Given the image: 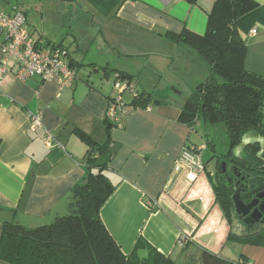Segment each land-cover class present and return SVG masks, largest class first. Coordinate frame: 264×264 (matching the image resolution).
<instances>
[{
    "label": "crops",
    "instance_id": "obj_1",
    "mask_svg": "<svg viewBox=\"0 0 264 264\" xmlns=\"http://www.w3.org/2000/svg\"><path fill=\"white\" fill-rule=\"evenodd\" d=\"M255 1L257 8L237 27L249 48L247 67L264 76V0ZM215 2L0 0V12L25 14L34 38L69 48L78 68L69 88L39 76L21 81L13 73L0 87V241L6 221L38 227L68 213L71 191L87 173L89 146L74 132L80 128L96 142L112 144L109 175L117 187L101 218L124 254L142 238L179 264H201L203 250L264 264V245L229 239L231 232L241 233L217 200L213 159L208 165L202 159L209 141L202 138L206 147L196 154L202 166L197 182L191 185L186 169L177 166L184 148L197 145L192 127L181 121V106L207 79L210 66L191 44L168 33L204 35ZM3 41L0 31V59ZM117 74L159 102L108 128L110 99L120 94ZM123 98L130 103L132 95L125 91ZM31 113L41 114V126H32ZM256 139L264 151V137ZM136 253L145 257L148 248ZM0 264L11 263L0 258Z\"/></svg>",
    "mask_w": 264,
    "mask_h": 264
},
{
    "label": "trees",
    "instance_id": "obj_2",
    "mask_svg": "<svg viewBox=\"0 0 264 264\" xmlns=\"http://www.w3.org/2000/svg\"><path fill=\"white\" fill-rule=\"evenodd\" d=\"M189 1L196 3L197 0ZM257 6L255 0H216L208 14L204 35L185 30L180 35L168 33V36L184 39L210 66L207 79L190 93L181 106V121L190 127L200 120L206 125L224 124L228 150L224 154L217 153L215 142L210 140V158L225 155L264 177V151L260 142H250L241 151V157L234 154L247 134L256 133L264 137V76L247 67L249 48L237 27L238 20ZM70 57L69 53L70 65L78 73ZM124 77L129 79V76ZM127 81L134 84L137 91L130 102L134 110L159 102L151 94L141 92L133 81ZM106 122L110 128L114 121L106 116ZM119 123L115 122V125ZM74 132L89 146V150L85 159L87 173L71 191L68 213L38 227L4 222L0 258L11 264H179L142 238L138 239L131 254H124L101 218V208L117 187L109 175L114 155L112 144L109 140L96 142L80 128H75ZM212 184L218 202L232 222L235 212L229 186L218 177L212 180ZM229 239L264 245V226L246 228L242 234L231 232ZM142 245L148 248L145 257L136 253V248ZM248 263L245 258L227 259L208 250H203L201 257V264Z\"/></svg>",
    "mask_w": 264,
    "mask_h": 264
},
{
    "label": "built area",
    "instance_id": "obj_3",
    "mask_svg": "<svg viewBox=\"0 0 264 264\" xmlns=\"http://www.w3.org/2000/svg\"><path fill=\"white\" fill-rule=\"evenodd\" d=\"M0 31L4 34L3 56L0 59V87L11 73L21 81L35 76L41 77L45 82L56 80L59 89L73 86L77 70L70 65L68 48L64 45L49 43L43 38H34L27 27V18L22 11L16 9L13 15L0 12ZM255 32L256 29L253 30V33ZM115 79L114 88L120 91V94L115 97V100L109 102L106 116L114 122H120L123 115L134 111L130 103L125 102L123 93L128 91L134 98L137 91L135 85L123 79L120 74H117ZM30 115L34 128L42 125L40 113ZM47 142H52L50 134ZM205 147V144L185 147L178 158L177 166L186 169L187 180L190 183L198 180L202 166L200 162H197L196 154Z\"/></svg>",
    "mask_w": 264,
    "mask_h": 264
},
{
    "label": "flooded vegetation",
    "instance_id": "obj_4",
    "mask_svg": "<svg viewBox=\"0 0 264 264\" xmlns=\"http://www.w3.org/2000/svg\"><path fill=\"white\" fill-rule=\"evenodd\" d=\"M237 157H241V151L236 152ZM214 164V176L218 177L227 184L231 190V198L236 193L237 190L241 191L242 198L245 202L249 203L252 201L256 194L252 191L259 186L256 181H253L256 177H261V174H255L254 171L244 168L241 164L236 161H232L231 158L223 155L217 159H213ZM234 207V204H233ZM235 210V208H234ZM239 221L243 224L245 228L253 229L256 227L264 226V222L260 221L253 225H247L244 223L243 218L236 215Z\"/></svg>",
    "mask_w": 264,
    "mask_h": 264
},
{
    "label": "rangeland",
    "instance_id": "obj_5",
    "mask_svg": "<svg viewBox=\"0 0 264 264\" xmlns=\"http://www.w3.org/2000/svg\"><path fill=\"white\" fill-rule=\"evenodd\" d=\"M34 1L37 2V0H34ZM53 6H54L53 3H50V2L47 3V9H49L50 11L53 10ZM53 33L57 36L61 35V32L59 30L54 31ZM67 33L64 35V41L66 40V37L68 36ZM202 138L206 139L207 142L210 140L214 141L216 145L217 153L224 154L228 150V146H229L228 135H227V130L224 124L206 125L202 120H200L191 128L190 139L191 141L196 143L198 146H201V144L203 143ZM247 138L251 142L255 141L256 133H249L247 135ZM189 144H190L189 146H197V145H192L191 143ZM201 155H202L203 161L208 165V162L211 160L210 157L212 156V148H210L209 150L203 151ZM190 184L193 185L194 183H190ZM232 222L235 225V229H238L241 234L246 232V228L243 226V224L239 221L237 217L233 216Z\"/></svg>",
    "mask_w": 264,
    "mask_h": 264
},
{
    "label": "water",
    "instance_id": "obj_6",
    "mask_svg": "<svg viewBox=\"0 0 264 264\" xmlns=\"http://www.w3.org/2000/svg\"><path fill=\"white\" fill-rule=\"evenodd\" d=\"M247 135L243 138L241 144L234 150V154L242 151L249 144ZM253 181H256L259 186L252 191L253 194H256L252 201L249 203L245 202L240 190H237L232 196L235 214L243 218L244 223L249 226L260 221L264 222V177H256Z\"/></svg>",
    "mask_w": 264,
    "mask_h": 264
}]
</instances>
